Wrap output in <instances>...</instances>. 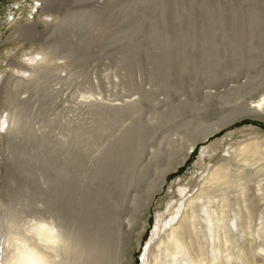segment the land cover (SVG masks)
<instances>
[{"label":"rangeland","instance_id":"rangeland-1","mask_svg":"<svg viewBox=\"0 0 264 264\" xmlns=\"http://www.w3.org/2000/svg\"><path fill=\"white\" fill-rule=\"evenodd\" d=\"M263 4L264 0H67L64 3H55L53 6L44 3V7L38 8V12H35L32 6L36 5L34 0H0V39L6 40L18 26L27 22L37 23L40 33L32 39L33 42L28 43L25 50L37 47L48 55L47 60L50 65L48 69L44 68L42 72L36 74L33 79L21 83L19 88L17 87L19 92L14 89L8 79L6 75L8 73H5L0 80V103H4L12 113L15 123L13 131L17 135H15L16 137L11 136L10 146L7 145L8 152L10 156L12 155L11 158H15L14 161L19 169L16 173H23L20 177L29 182L23 198L16 204V209L19 207L17 210L23 218L19 222L13 223L11 211L14 204L4 201L5 212L2 211V214H5L3 215L4 221L8 222L6 219H9V222L12 223L11 227L14 224L17 228V225H24L32 218L47 220L50 217V214L46 212V208L49 209L47 200L52 198L51 194L55 193L51 200L55 202L56 213L51 216L55 222L59 223L58 225L62 226L63 218L57 220L56 202L59 186L56 184L61 181L63 183L61 186L64 189L66 181L72 191L69 199L70 225L73 231L72 242L81 246L84 244L81 249H85L87 252L85 256L89 258L88 264L94 262L95 260L92 259L98 258L99 254L102 255V251L104 255L109 253V256H114L107 264H119L120 261H116L115 258L118 253V258L121 255V249L126 241L125 234L127 235L130 229L131 231L134 229L135 231L132 233L135 239L138 230H140V224L144 221H147L149 226L142 242H148L156 222V213L161 211L165 216L170 213L164 210V205L169 200L167 198L169 192L173 194L172 196L178 195L181 185H193L200 181V176L206 168L221 163L223 157H229L228 150L233 143L245 141V139L251 140L258 134H264V121L245 118L236 122L235 125L225 128L222 130L223 132L217 133L209 141L198 144L191 152L188 162L181 166L177 172L169 174L164 191L156 197V200L159 198L163 200V206H155L147 211L140 222L136 223V216L140 212L138 209L144 203L148 185L152 184L156 177L153 167L159 168L158 163L161 160L165 164L168 163L167 160L169 161L172 156L174 157L171 158V161L176 160L178 152L174 153V151L180 150V146L182 142L183 144L184 141L186 142V138L188 140L191 136H197V132L200 131L199 134H201L202 131H205V125H208L209 122L207 128L221 119L224 120L226 116L228 117L235 111L248 108L252 102L264 95ZM45 7L46 12L43 11ZM44 13L51 15L50 21L43 20ZM9 15L13 17L14 22L12 23H16L12 27V23L7 20ZM5 50L8 49H0V62L7 58L4 55ZM17 51L19 50L15 49L14 52ZM19 93H26L27 96L17 100ZM87 93L89 96L94 95L96 101L89 100V104H87L88 100L84 102L85 99L82 96L87 95L88 97ZM212 93H214L213 96ZM99 96L101 97L99 98ZM97 97L104 100L100 101ZM131 99L134 102L130 101ZM121 102L122 104L119 106ZM244 104L248 106L245 107ZM210 118L213 120L209 121ZM202 126L205 127L201 128ZM189 131L191 136L187 135L190 133ZM80 133L81 136H79ZM136 136L138 137L136 138ZM222 140L225 142H222L220 148H216V153L204 154L211 143L220 144ZM132 143L141 149L132 146ZM140 145L144 147L143 151ZM131 147L133 148L131 149ZM134 148L135 152L139 150L138 153L135 154L132 151ZM162 151L164 152L162 153ZM140 152L144 154L140 156ZM48 157L50 158L48 159ZM163 158L167 159L164 161ZM156 161L158 162L155 163ZM132 163L134 164L132 165ZM232 163L235 166L243 165V163L236 164L234 161ZM257 164L262 165L264 161H259ZM257 164L246 165L245 169L241 170L243 172L247 170L243 177V183L249 181L248 186L250 184L254 186L260 180H263L262 184L264 185V170H262V175L257 174L254 177L250 174L252 173L250 171L257 169ZM76 165H78L77 168H75ZM240 165L233 169L239 170ZM50 167H53V170ZM56 169L57 173H55ZM76 169L78 170L76 171ZM125 171L127 172L125 173ZM151 171H153L154 178ZM66 172H69L68 176ZM50 173H54V175L50 176ZM26 176L27 178H25ZM44 177L46 181H49L46 182ZM232 180L236 181V179ZM237 184L234 185L235 189ZM240 185L239 183L238 189ZM72 186L73 190H71ZM52 187L53 189H51ZM42 200L45 202L43 203ZM114 204L116 205L114 206ZM5 208L8 210L10 208V210L7 212ZM233 208L235 210H232ZM233 208H229L232 216L234 213L241 212V210L236 211L240 208L238 205ZM44 209L45 212H43ZM197 211L199 216L193 225L196 223L198 226L202 225V229L208 230L206 232L208 235L205 234V230H202L200 234L204 232V238L203 234H198L200 227L192 226L193 230L197 228V235L200 236L197 237L199 240L195 243L197 245L195 252L198 255L202 247L200 254L204 250L205 256L213 255V258L215 253H211L206 248L211 241L214 242L213 237L209 234H212L209 229L210 223L206 222L208 216L204 215L205 213L200 209ZM226 211L229 210L226 208L225 213ZM200 215L205 216V219L200 218ZM230 216L229 219H231ZM254 216L258 219L256 220V217L254 219ZM258 216V213L251 216L256 225L248 216L239 220L240 222L245 220L243 223L241 222V228L239 227L244 232L240 229L239 235L233 232V235L235 234L238 238L235 235V237L232 236L233 244L234 242L237 244L244 242L243 237H246L244 234L252 232L250 234L254 236V228L256 229L260 218ZM114 217L118 220L115 218L113 221ZM129 220L130 223L127 222ZM204 221L206 224L204 223L203 226ZM227 224L228 228L232 227L231 220ZM117 225L118 228H116ZM135 225L138 226L137 229ZM106 226L109 228L107 229ZM110 227L119 229V231L111 230ZM207 227L208 229H206ZM99 230L105 231L102 233ZM108 231L109 234L106 236ZM117 234L120 237L123 235V238ZM87 236L93 238L87 239ZM118 237L121 239L120 241H118ZM201 237L206 240L203 241L202 238L201 241ZM247 237L251 236L247 235ZM199 243L203 244L206 250L203 249V245L199 246ZM213 245L215 244L212 243ZM118 247L121 249L119 250ZM238 251L237 248V253H239ZM132 252V264H141L144 251H139L135 242ZM194 256L192 255V257ZM98 262H100L99 259L91 264H99ZM245 262L249 261L245 260ZM245 262L244 259L238 258L234 260L233 264H247ZM75 264L77 263L75 262ZM248 264L254 263L249 262ZM255 264H264V257Z\"/></svg>","mask_w":264,"mask_h":264},{"label":"bare ground","instance_id":"bare-ground-1","mask_svg":"<svg viewBox=\"0 0 264 264\" xmlns=\"http://www.w3.org/2000/svg\"><path fill=\"white\" fill-rule=\"evenodd\" d=\"M67 0H34V2L36 3V5H32L34 7L35 12H38V8L40 7H44V3L45 5H49V6H53L55 5V3H64ZM169 1V0H168ZM169 3V2H168ZM184 3V2H183ZM253 3H256L253 1ZM261 3V2H260ZM264 5V4H263ZM260 8V7H259ZM46 7L43 9L44 12H46ZM264 9V8H262ZM264 11V10H262ZM258 15V13H256ZM45 16H49L51 17L50 14H46L44 13ZM44 16V17H45ZM43 17V20H45ZM257 17V16H256ZM255 17V18H256ZM259 18V17H258ZM262 19V18H261ZM255 20V19H254ZM259 21V20H258ZM45 22V21H44ZM48 22V21H47ZM261 22V21H260ZM263 22V21H262ZM261 22V23H262ZM46 23V22H45ZM254 23V22H253ZM16 23H12L11 27L13 25H15ZM44 24V23H43ZM256 24V23H255ZM262 25V24H261ZM255 26V25H254ZM257 26V24H256ZM264 26V25H263ZM258 27V26H257ZM261 29V28H260ZM259 30V29H258ZM264 31V27L262 29ZM38 33H40V31H38L37 28V23L34 22H27L26 24H23L21 26H18V28L16 30H14L6 40H1L0 39V49L2 48H6L8 50H5L6 52L4 53L5 57H7L6 59L2 60L0 62V80L4 77L5 73L8 76V79L11 81V83L14 86V89L16 91H18L17 87L21 84V83H25L28 82L29 80L33 79L36 74H39V72H42L43 69L45 68H49L48 66V60H47V56L43 51L39 50L37 47H32L29 50H25V48L27 47L28 43L30 41H32L33 38H36V36L38 35ZM254 33V32H253ZM259 33V32H258ZM261 34V33H260ZM40 36V35H39ZM247 36V35H246ZM251 36V35H250ZM44 37V36H43ZM240 37V36H238ZM257 37V36H256ZM41 38V36H40ZM246 38V37H245ZM260 38V37H259ZM43 39V38H42ZM234 39V36H233ZM238 39V38H237ZM251 39V38H250ZM257 39V38H256ZM38 40V39H37ZM241 41V39H239ZM246 40V39H244ZM252 40V39H251ZM259 40V39H258ZM42 41V40H41ZM46 41V40H45ZM248 41V39H247ZM33 42V41H32ZM235 42V41H234ZM249 42V41H248ZM255 42V41H254ZM260 42V41H259ZM236 44H238L236 42ZM254 44V43H253ZM258 44V43H257ZM256 45V44H255ZM250 48V46H249ZM253 48V46H252ZM255 48V47H254ZM10 49V51H9ZM15 49H18L19 51L14 52ZM258 49V48H257ZM252 50V49H251ZM137 51V50H136ZM263 52V51H262ZM166 53V52H165ZM169 53V52H168ZM23 56H29L30 58H32L35 61L34 66L29 67L28 65L24 64L21 62V58ZM37 57H39V59H37ZM50 58V57H49ZM51 61V60H49ZM80 61V60H79ZM52 66V65H51ZM17 70H22L25 72L30 73L31 75L28 76L27 78L19 76L16 74ZM52 71V70H51ZM63 71V70H62ZM45 73V72H44ZM210 73V72H209ZM43 75V74H40ZM166 76V75H165ZM213 76V75H212ZM44 77V76H43ZM49 77V76H48ZM9 81V82H10ZM65 81V80H64ZM209 82V81H208ZM27 84V83H26ZM172 84V83H171ZM86 85V84H85ZM34 86V85H33ZM1 87V86H0ZM42 87V86H41ZM89 87V86H88ZM19 88V87H18ZM24 89V88H23ZM91 90V89H90ZM11 91V90H10ZM36 91V89H35ZM19 92V91H18ZM26 92V91H25ZM29 93V92H28ZM33 93V92H32ZM85 93V92H84ZM31 94V93H30ZM35 94V93H34ZM38 94V93H37ZM88 94V93H87ZM92 94V93H91ZM211 94V93H210ZM214 93H212L213 96ZM244 94V93H243ZM33 95V94H32ZM68 95V94H67ZM96 95V94H95ZM3 96V95H2ZM24 96L26 97V93H19L18 97L19 99L17 100H21L22 98H24ZM31 96V95H30ZM66 96V95H65ZM93 98L92 100L89 99L91 97ZM83 95L82 97L85 99L84 102L86 100H88L89 104V100L92 101H96V97H93L94 95ZM221 96V95H220ZM81 97V98H82ZM101 96H99L100 98ZM219 97V96H218ZM231 97V96H230ZM30 98V97H29ZM95 98V99H94ZM102 98H104V96H102ZM222 98V96H221ZM220 98V99H221ZM98 99V97H97ZM81 100V99H80ZM83 100V99H82ZM100 101H103L102 99H98ZM97 100V103H98ZM136 100V99H135ZM113 101V100H112ZM111 101V102H112ZM120 101V100H119ZM132 101V99L130 100ZM217 101V100H216ZM215 101V102H216ZM83 102V103H84ZM118 102V100H117ZM129 102V101H128ZM134 102V101H132ZM96 103V102H95ZM106 103V102H105ZM104 103V104H105ZM110 103V102H107ZM125 103V102H123ZM151 103V102H150ZM212 103V102H211ZM251 103V102H250ZM250 103H247L248 105ZM80 104V103H79ZM86 104V103H84ZM122 104V102L119 104V106ZM126 104L128 105V103L126 102ZM135 104V103H134ZM213 104V103H212ZM215 104V103H214ZM219 104V103H218ZM246 104V103H245ZM244 104V105H245ZM92 105V104H91ZM95 105V104H94ZM100 105V104H99ZM113 105V104H112ZM114 105H118V104H114ZM124 105V104H123ZM122 105V106H123ZM137 105V103H136ZM248 105H245L248 106ZM66 106V105H64ZM118 106V107H119ZM125 106V105H124ZM134 106V105H133ZM139 106V105H138ZM212 106V105H211ZM96 107V106H95ZM107 107V106H106ZM113 107V106H112ZM111 107V108H112ZM127 107V106H126ZM218 107V105H217ZM244 107V106H243ZM89 108V107H88ZM98 108V106H97ZM134 108V107H132ZM136 108V106H135ZM138 108V107H137ZM219 108V107H218ZM234 108V107H233ZM121 109V108H120ZM123 109V108H122ZM131 109V106H130ZM95 110V109H94ZM97 110V109H96ZM102 110V109H101ZM113 110V109H112ZM115 110V109H114ZM118 110V109H117ZM116 110V111H117ZM222 110V109H221ZM111 111V110H110ZM109 111V112H110ZM130 111V110H129ZM214 111V110H213ZM216 111V110H215ZM234 111V110H233ZM93 112V111H92ZM115 112V111H114ZM113 112V113H114ZM133 112V111H132ZM105 113V112H104ZM103 113V114H104ZM108 113V111H107ZM107 113H105V115H107ZM112 113V114H113ZM119 113V112H118ZM123 113V112H122ZM128 113V112H127ZM131 113V112H130ZM137 113V112H136ZM217 113V112H216ZM222 113V112H221ZM232 113V112H231ZM110 114V113H109ZM117 114V113H116ZM213 114V113H212ZM220 114V113H219ZM14 115V114H13ZM115 115V114H114ZM121 115V114H120ZM215 115V113L213 114ZM100 116V115H99ZM109 116V115H108ZM219 116V115H218ZM221 116V115H220ZM14 117V116H13ZM16 117V116H15ZM127 117V115H126ZM131 117V116H130ZM105 118V116H104ZM128 118V117H127ZM245 118H256L259 121L262 120L264 121V95L260 96L259 99H257L256 101L252 102L248 108L244 109V110H238L235 111L234 113L228 115V117L226 116V118L224 120H220L219 122L213 123L211 126H209V128H207V126L209 125H205L206 126V130L202 131L201 134H199V129L197 132V136H191V132L190 133H184L187 135H190L189 139L187 140L186 138V142L184 141V144L182 142V145L180 146V150L178 149V151H174V153H177L178 157L176 160H172L171 158L174 157L172 156L170 158V160L167 162L168 163H164L159 161L158 163V167L157 169H155L156 166L153 167L154 169V175H156V177L154 178L153 176V171L152 172V176L155 179L153 181V183L151 184L149 181L148 183H150V185H148V189L146 192V195L144 196V203L142 204V206L140 207V209H138L140 212L139 214L136 216V223L140 222V219H142V217L144 216V214L147 211H150L151 209H153L155 206L159 207V206H163V200L162 199H157L156 197L162 194V192L164 191L166 185H167V181H168V176L169 174H171L172 172H177V170L183 166L186 162H188V159L190 157L191 152L194 150V148L203 142L209 141L214 135H216L217 133L219 134L222 130H224L225 128H228L229 126H232L233 124L235 125V123L240 122L241 120L245 119ZM92 119V118H91ZM212 118H210L209 121H211ZM14 119H12V113L9 111L8 107H6L4 105V103H0V128L4 129L3 131H0V251H1V258H0V264H15L16 261H21L23 262V264H26L27 260L29 258H37L41 261L44 262V264H75V262L77 264H86L87 262H89V258H87L88 256H85V249H81V245H77L76 242H72V238H73V231H72V226L70 225L71 223V219H70V212H71V206L69 204V199H70V185L69 183H67L65 181V185H64V189L62 188V182L59 181L57 182L56 186H59L58 188V200L56 202V211L58 214V218L57 220H60L59 218H63L64 224L62 226L58 225L59 223L54 221V218L51 216L55 215V208H54V204L55 202L53 200H51L54 196V194H51V197L49 200H47V203L49 205V209L46 208V212H48L50 214V217L47 218V220H43V219H30L26 224L24 223L21 224L20 226L17 225V228H15V225L13 224V227H11L12 223L9 222V219H6V221L8 220V222L4 221V217L2 214V211H4V201H7L8 204L9 202H11L12 204H14V206L12 207V217H13V223L19 222L21 220V218H23L21 216V213L16 209V204L19 203L20 199L23 198L24 193L26 192L29 182H26L25 180H23V178H21V174L23 175V173L17 172L18 166H16V161H14L13 158H11L9 151V148H7L9 145L10 140L12 139V137H16L17 135L15 134L16 132L13 131L14 129V125L15 123L13 122ZM213 120V119H212ZM99 121V120H98ZM215 121V119H214ZM101 122V121H100ZM206 122V121H205ZM100 124V123H99ZM138 124V123H137ZM18 125V124H17ZM141 125V124H140ZM21 126V125H20ZM204 126V127H205ZM86 127V126H85ZM100 127V126H99ZM203 126L201 128H204ZM83 128V126H82ZM129 128V127H127ZM133 128V127H132ZM199 128V127H198ZM200 128V129H201ZM80 129V128H79ZM253 129V128H252ZM84 130V128H83ZM126 130V129H125ZM255 130V129H254ZM72 131V130H71ZM88 131V130H87ZM193 131V129H192ZM76 132V130H75ZM79 132V131H78ZM86 132V131H85ZM83 132L84 134H87ZM130 132V131H129ZM195 132V131H194ZM223 132V131H222ZM136 135V133H134ZM16 135V136H15ZM82 134L80 133L79 136H81ZM186 135V136H187ZM194 135H196L194 133ZM231 135V134H230ZM12 136V137H11ZM71 136V135H70ZM87 136V135H86ZM85 136V137H86ZM141 136V135H140ZM254 136V135H253ZM75 137V136H74ZM84 137V139H85ZM93 137V136H91ZM138 136H136L137 138ZM167 137V136H166ZM228 137V135H227ZM256 137V135H255ZM67 138V137H66ZM64 138V139H66ZM90 138V137H89ZM122 138V137H121ZM142 138V136H141ZM146 138V137H145ZM180 138V137H179ZM80 139V138H79ZM78 139V140H79ZM124 139V138H123ZM132 139V138H131ZM139 139V138H138ZM156 139V138H155ZM182 139V138H181ZM184 139V138H183ZM229 139V138H228ZM160 140V139H159ZM180 140V139H179ZM32 141V140H31ZM64 141V140H63ZM77 141V140H76ZM116 141V140H115ZM128 141V140H127ZM30 142V141H29ZM45 142V141H44ZM81 142V141H80ZM84 142V141H83ZM90 142V141H89ZM123 142V141H122ZM225 141H219L220 144H217V142L211 143V145L209 147H207V151L204 153H216L217 149L216 148H220L219 146H221ZM104 143V142H103ZM126 143V142H125ZM128 143V142H127ZM135 143V142H134ZM134 143H132V146ZM179 143V141H178ZM21 144V143H20ZM29 144V143H28ZM98 144V143H97ZM108 144V143H107ZM137 144V141H136ZM158 144V143H157ZM217 146H216V145ZM25 145V144H24ZM126 145V144H125ZM144 145V144H143ZM164 145V144H163ZM215 145V146H214ZM10 146V145H9ZM12 146V145H11ZM67 146V145H66ZM64 146V147H66ZM115 146V145H114ZM141 146V145H140ZM148 146V145H147ZM160 146V145H159ZM162 146V145H161ZM168 146V145H167ZM18 147V146H17ZM35 147V146H34ZM122 147V146H121ZM130 147V146H129ZM136 148L138 147L139 149H141L139 146H135ZM142 147V146H141ZM153 147V146H152ZM41 148V147H40ZM133 147H131L132 149ZM137 148V149H138ZM165 148V147H164ZM177 148V147H176ZM19 149V148H18ZM22 149V148H21ZM39 150V148H37ZM36 149V150H37ZM120 149V148H119ZM126 149V147H125ZM130 149V150H131ZM161 149V148H160ZM175 149V148H174ZM68 150V149H67ZM144 150V147H142V151ZM150 150V149H149ZM165 150V149H164ZM219 150V149H218ZM29 151V150H28ZM32 151V150H31ZM34 151V150H33ZM45 151V150H44ZM52 151V150H51ZM60 151V150H59ZM58 151V152H59ZM66 151V150H64ZM98 151V150H97ZM107 151V150H106ZM135 152V148L134 150H132ZM138 153L139 150H136ZM141 151V150H140ZM148 151V150H147ZM221 151V150H219ZM63 152V151H62ZM79 152V151H78ZM77 152V153H78ZM123 152V151H122ZM121 152V153H122ZM154 152V150H153ZM152 152V153H153ZM164 151H162L163 153ZM39 153V152H37ZM74 153V152H73ZM146 153V152H145ZM151 153V152H150ZM159 153V152H158ZM167 153V152H166ZM165 153V155H166ZM12 154V153H11ZM25 154V153H24ZM64 154H67V152H64ZM113 154V153H112ZM117 154V153H116ZM124 154V153H123ZM128 154V153H127ZM141 154L143 155L144 153H139V155L141 156ZM228 154L229 157H223L222 162L215 164L216 166H213L211 168H206V170H204L203 174L200 176L201 180L196 182L195 184L191 185V184H183L179 187L178 190V195H174L172 193H168L167 198H169V200L167 201V203L164 205L165 208L164 210H166L168 213V216H165L163 212L158 211L156 213V222L154 225V229L152 230V234H151V238L148 242L143 243V238L146 235V233L148 232V222L144 221L143 223L140 224V230H138L135 239L133 238V231H135L133 229V231L127 233V235L125 234V242L123 245V248L121 249V255L118 258L117 256L119 255V253L116 255L115 260L116 261H120L119 264H132L133 258H132V248H133V243L135 242L136 244V248L140 251H144V254L142 255V260H141V264H233L235 259L241 258L245 260H248L249 262L252 263H256L262 260V256H259L257 254L258 249L260 248H264V185L262 184L263 180H260L257 182V184H255L254 186H252L250 184V186H248V182L247 183H243L244 179V174H246L245 172L241 171L244 167H246V165H255L257 163H259V161H264V134H258V136L254 139H245V141H241V142H236L233 143L231 145L230 150H228ZM20 155V154H19ZM22 155V154H21ZM36 155V154H35ZM62 155V154H61ZM60 155V156H61ZM82 155V154H81ZM86 155V154H85ZM84 155V156H85ZM100 155V154H99ZM125 155V154H124ZM134 155V154H132ZM138 155V154H137ZM149 155V153H148ZM169 155V154H168ZM210 155V154H209ZM218 155V154H217ZM51 156V155H50ZM59 156V157H60ZM123 156V155H122ZM127 156V155H125ZM160 156V155H159ZM161 156H163V154H161ZM58 157V158H59ZM164 157V156H163ZM210 157V156H209ZM18 158V157H17ZM50 157H48L49 159ZM71 158V156H70ZM73 158V157H72ZM107 158V157H106ZM105 158V160H106ZM110 158V157H109ZM124 158V157H123ZM136 158V157H134ZM139 157H137L136 159H138ZM141 158V157H140ZM161 158V157H160ZM218 158V157H217ZM19 159V158H18ZM34 159V158H33ZM62 159V158H61ZM113 159V157H112ZM119 159V158H118ZM129 159V158H128ZM142 159V158H141ZM155 159V158H154ZM159 159V158H158ZM167 159V158H166ZM165 159V160H166ZM173 159V158H172ZM208 159V158H207ZM210 159V158H209ZM208 159V160H209ZM66 160V159H64ZM74 160V159H73ZM79 160V159H78ZM103 160V159H102ZM135 160V159H134ZM164 160V158H163ZM164 160V161H165ZM25 161V160H24ZM32 161V160H31ZM44 161V160H43ZM62 161V160H61ZM69 161V160H68ZM139 161V160H137ZM212 161V160H211ZM210 161V162H211ZM220 161V160H219ZM232 161H234V163H243V165L239 166V170L235 171L233 168H236V166L238 165H234L232 163ZM42 162V161H41ZM67 162V160H66ZM71 162V161H70ZM131 163V161H129ZM158 161H156L155 163H157ZM204 162V161H203ZM28 163V162H27ZM117 163V162H116ZM148 163V162H147ZM146 163V164H147ZM160 163H164L163 166ZM32 164V163H31ZM64 164V163H63ZM134 163H132L133 165ZM138 164V163H137ZM136 164V165H137ZM145 164V167H147V165ZM150 164H152L150 162ZM21 165V164H20ZM35 165V163H34ZM97 165V164H96ZM149 165V164H148ZM245 165V166H244ZM258 167L257 169L250 171L252 173L251 176L253 175L254 177L257 176V174H261L262 175V170H264V164L259 165L257 164ZM26 166V165H25ZM42 166V165H41ZM78 165H76L75 168H77ZM209 166V165H208ZM24 167V165H23ZM39 167V166H36ZM57 167V166H56ZM61 167V166H60ZM84 167V166H83ZM44 168V165H43ZM51 168V167H50ZM49 168V169H50ZM72 168V169H75ZM39 169V168H37ZM55 169V168H54ZM59 169V167H58ZM62 169V168H61ZM87 169V168H86ZM238 169V168H237ZM245 169V168H244ZM247 169V168H246ZM19 170V169H18ZM28 170V169H26ZM45 170V169H44ZM51 170H53V167L51 168ZM63 170V169H62ZM78 169H76L77 171ZM157 170V173H156ZM251 170V169H250ZM38 171V170H37ZM57 173V169L55 170ZM60 171V169H59ZM69 171V170H68ZM241 171V172H240ZM255 171V174H253V172ZM43 172V170H42ZM46 172V171H44ZM64 172V171H63ZM62 172V173H63ZM80 172V170H79ZM127 171H125L126 173ZM139 172V170H138ZM137 172V173H138ZM27 173V172H26ZM29 173V172H28ZM35 173V172H34ZM69 172H66V175ZM75 173V172H74ZM81 173V172H80ZM132 173V172H131ZM135 173V172H134ZM133 173V174H134ZM156 173V174H155ZM36 174V173H35ZM48 174V172H47ZM83 174V173H82ZM128 174V173H127ZM30 175V174H29ZM28 175V176H29ZM39 175V174H38ZM54 173H50V176H53ZM63 175V174H62ZM96 175V174H95ZM126 175V174H124ZM34 176V175H33ZM44 176V175H43ZM49 176V177H50ZM68 176V175H67ZM131 176V175H130ZM138 177V176H136ZM149 177V176H147ZM27 178V176L25 177ZM45 178V177H44ZM57 178V175H56ZM67 178V177H66ZM146 179V177H144ZM31 179V178H30ZM50 179V178H49ZM131 179V177H130ZM148 179V178H147ZM150 179V177H149ZM152 179V178H151ZM232 179H236V181H233ZM248 179V178H247ZM261 179V178H260ZM42 180V179H41ZM48 180V179H47ZM93 180V179H92ZM35 181V180H33ZM46 181V178H45ZM49 181V180H48ZM46 181V182H48ZM91 181V180H90ZM89 181V182H90ZM109 181V180H108ZM111 181V180H110ZM255 181V180H253ZM257 181V180H256ZM32 182V181H31ZM45 182V183H46ZM73 182V181H72ZM33 183V182H32ZM62 183V184H61ZM108 183V182H107ZM106 183V184H107ZM128 183V182H127ZM240 183V188L238 189V184ZM86 184V183H85ZM105 184V183H104ZM237 184V187L235 189L234 185ZM253 184V183H252ZM73 185V183H72ZM127 185V184H126ZM125 186V185H124ZM31 187V186H30ZM73 187V186H72ZM82 187V185H81ZM234 187V190L231 192L232 188ZM94 188V187H92ZM32 189V188H31ZM38 189V188H37ZM53 189V187L51 188ZM74 187L71 189L73 190ZM65 190V191H64ZM34 191V189H33ZM85 191V189H84ZM126 191V189H125ZM230 191V192H228ZM52 192V190H51ZM75 192V191H74ZM87 192V191H86ZM139 192V191H138ZM140 193V192H139ZM126 194V193H125ZM167 194V192H166ZM73 195V194H72ZM103 195V194H102ZM101 196V195H100ZM72 197V196H71ZM80 197V196H78ZM86 197V196H85ZM166 198V199H167ZM113 199V198H112ZM164 199V198H163ZM73 200V199H72ZM94 200V199H93ZM177 200V201H174ZM28 201V200H27ZM165 201V199H164ZM174 201V204L172 203ZM42 202L44 203L45 201L42 200ZM84 202V201H83ZM88 202V201H87ZM92 203V202H91ZM6 204V203H5ZM28 205V204H27ZM31 205V204H30ZM116 204H114L115 206ZM153 205V206H152ZM231 205V207H230ZM233 205V206H232ZM240 207L238 210L236 211H240L241 210V214L239 213H234V216H232V214L230 213V209L229 208H233L234 206ZM9 206V205H7ZM6 206V207H7ZM20 206V205H19ZM15 207V208H14ZM23 207V206H22ZM76 208V206L74 207V209ZM226 208L229 210L228 212L225 210ZM3 209V210H2ZM15 209V211H14ZM26 209V208H25ZM114 209V208H113ZM202 210L203 213H205L204 215L208 216L207 217V223H210V231H212V234H210V236L213 237V241L210 242V238L208 237L209 245L206 246L207 250L210 251L211 253H215L214 257L212 258V256L210 257V255H206L203 253L200 254V250L199 253L197 255V253L195 252V247L197 248V245L195 243H197L196 241H198L199 237L197 235V228L195 230H193L195 227V225H193L195 222H197V218L199 216L198 211L197 210ZM236 209V207H235ZM234 208L232 210H235ZM5 210H7V212L10 210L5 208ZM73 210V209H72ZM137 210V212H138ZM114 211V210H113ZM43 212H45V209L43 210ZM75 212V211H74ZM115 212H117V210H115ZM201 212V211H200ZM234 212V211H233ZM23 213V212H22ZM256 213L259 214L260 218L259 221L257 223L256 229L254 228V236H252V232L247 233L246 235L244 234L243 237V241L241 244H237V242H234L233 244V237L236 233L237 235H239L240 232V228H241V222L239 221L240 219H244L247 218V216L250 218L253 215H256ZM27 214V213H26ZM30 214V213H29ZM114 214V213H113ZM231 214V219H229V216ZM23 215V214H22ZM32 215V214H31ZM115 215H117L115 213ZM250 215V216H249ZM7 216V214H6ZM26 216V215H25ZM201 216V215H200ZM258 216V217H259ZM204 218L205 216H201L200 218ZM256 216H254L253 218L255 219ZM7 218V217H6ZM27 218V216H26ZM116 217H114L113 221L115 220ZM252 218V217H251ZM252 218V220L254 221V219ZM25 219V217H24ZM28 219V218H27ZM117 219V218H116ZM144 219V218H143ZM258 218L256 217V220ZM118 220V219H117ZM135 220V219H134ZM199 220V219H198ZM231 220L232 222V227L228 228V224L227 222ZM247 220V219H246ZM251 220V219H250ZM251 220V221H252ZM96 221V220H95ZM122 221V220H121ZM120 221V222H121ZM200 221V220H199ZM203 222V226L204 223ZM245 221V220H244ZM243 221V222H244ZM105 222V221H104ZM112 223V221H110ZM116 222V221H115ZM114 222V223H115ZM119 222V223H120ZM127 222H131L130 220ZM202 222V221H201ZM242 222V223H243ZM248 222V221H247ZM246 222V223H247ZM255 222V221H254ZM22 223V222H21ZM113 223V224H114ZM253 223V222H252ZM18 224V223H17ZM20 224V223H19ZM80 224V223H79ZM110 224V223H109ZM122 224V223H121ZM199 224V222H198ZM206 224V223H205ZM249 224V223H248ZM251 224V223H250ZM249 224V225H250ZM76 225V224H75ZM78 225V224H77ZM105 225V223H104ZM112 225V224H111ZM116 225V224H115ZM139 225V224H138ZM230 225V224H229ZM240 225V226H239ZM256 225V222L255 224ZM124 226V225H122ZM127 226V225H126ZM198 228V234H200V232L202 230V225L198 226L196 225ZM208 226V224H207ZM120 227V226H119ZM131 227V226H130ZM133 227V226H132ZM136 229H137V225H135ZM240 227V228H239ZM12 228V230H11ZM55 228L56 230V239H58L60 241L59 244L57 245H52L51 243H49V241L51 239H53L52 236V229ZM91 228V227H90ZM105 228V227H104ZM102 228V229H104ZM106 228L108 229L109 226ZM112 227H110L111 229ZM118 228V225L117 227ZM115 228V229H116ZM134 228V227H133ZM205 228V227H204ZM243 228V227H242ZM246 228V226H245ZM249 227L247 226V229ZM101 229V228H100ZM115 229H111V230H115ZM128 229V228H127ZM201 229V230H200ZM208 229V227L206 228ZM240 229V230H239ZM251 229V227H250ZM80 230V227H79ZM90 230V229H89ZM119 231V229H116ZM246 230V229H245ZM253 230V229H252ZM7 231V232H6ZM101 231V230H99ZM103 231V230H102ZM101 231V232H102ZM105 231V230H104ZM103 231V232H104ZM122 231V229H121ZM239 231V232H238ZM242 232L243 229L241 230ZM94 232V231H93ZM102 232V233H103ZM125 232V231H123ZM208 230H205V234L208 235ZM233 232L235 233L233 235ZM75 233V232H74ZM88 233H90V231H88ZM101 233V235H102ZM117 233V232H116ZM115 233V234H116ZM232 233V234H231ZM108 233H106V236ZM119 234V232H118ZM117 234V236H119ZM123 234V233H122ZM149 234V233H148ZM203 234V235H202ZM99 235V234H97ZM105 235V234H104ZM103 235V237H104ZM200 235H202L204 237V232H202ZM247 235L251 236V237H247ZM114 236V235H113ZM116 236V235H115ZM123 236V235H122ZM120 238H123V237ZM236 236V235H235ZM234 236V237H235ZM87 236V239L93 238V237H89ZM102 237V236H100ZM102 237V238H103ZM109 237V235H108ZM112 237V236H111ZM118 237V241H120L121 239ZM149 237V236H148ZM198 237V238H197ZM201 237V241L202 238ZM239 237V236H238ZM77 238V237H76ZM110 238V237H109ZM114 238V237H113ZM112 238V239H113ZM127 238V239H126ZM147 238V237H146ZM205 238V237H204ZM203 238V241L206 240ZM237 238V236H236ZM234 238V239H236ZM246 238V239H245ZM238 239V238H237ZM108 240V239H107ZM111 240V239H110ZM207 240V242H208ZM240 240V239H239ZM238 240V243H239ZM85 241V240H84ZM88 241V240H86ZM94 241V240H93ZM99 241V240H98ZM109 241V240H108ZM200 241V243H202ZM242 241V240H241ZM79 242V241H78ZM90 242V241H89ZM117 242V241H116ZM133 242V243H132ZM111 243L112 240H111ZM199 243V244H200ZM212 243L215 244L212 246ZM121 244V243H120ZM198 244V245H199ZM206 244V243H205ZM89 245V244H88ZM87 245V246H88ZM111 245V244H109ZM203 245V244H202ZM201 244L199 246H202ZM240 245V246H239ZM198 246V249H199ZM102 247V246H101ZM143 247V248H142ZM204 247V245H203ZM240 247V248H239ZM86 248V247H84ZM100 248V247H99ZM106 248V247H105ZM206 248L204 247L203 249L206 250ZM237 248L239 249V253H237ZM113 249V248H112ZM115 249V248H114ZM119 249V247H118ZM119 249V250H120ZM90 250V249H89ZM96 250V249H95ZM194 250V251H193ZM236 250V251H235ZM193 251V252H192ZM94 252V251H93ZM132 252V253H131ZM131 253V255H130ZM194 253V254H191ZM207 253V252H206ZM93 254V253H92ZM99 254V253H98ZM97 254V255H98ZM115 255V253H114ZM192 255L194 257H192ZM84 256V257H83ZM90 256V255H89ZM114 257L109 256V253H106V255H104L103 251H102V255L99 254L98 258L100 260V262H98L99 264H107V262H110L111 258ZM188 257V258H187ZM92 258V257H91ZM90 258V259H91ZM96 258H93L92 260H95L94 262L97 261ZM114 260V263H115ZM190 260V262H189ZM113 261V259H112ZM111 261V262H112ZM180 261H182L180 263ZM93 261L91 263H94ZM248 262V263H249ZM90 263V264H91ZM118 263V262H117ZM237 263V262H236ZM235 263V264H236ZM243 263V262H242ZM247 263V262H245ZM247 263V264H248ZM88 264V263H87ZM112 264V263H111ZM116 264V263H115ZM239 264V263H238Z\"/></svg>","mask_w":264,"mask_h":264},{"label":"clouds","instance_id":"clouds-1","mask_svg":"<svg viewBox=\"0 0 264 264\" xmlns=\"http://www.w3.org/2000/svg\"><path fill=\"white\" fill-rule=\"evenodd\" d=\"M44 19H45L46 21H50V20H51V17H49V16H45ZM7 20H8L9 23L14 22V21H13V17H12V15H9V16L7 17ZM21 62L24 63V64H26V65H28L29 67H32V66H34V64H35V61H34L32 58H30L29 56H23V57L21 58ZM16 74L19 75V76L25 77V78H27L28 76L31 75L30 73L25 72V71H22V70H17V71H16ZM3 130H4V129H2V130H0V131H3ZM52 236H53V239H51V240L49 241V243H51L52 245H57V244H59L60 241H59L58 239L55 238V237H56V230H55V228L52 229ZM257 254H258L259 256L264 257V248H260V249H258ZM15 264H23V262H21V261H16ZM26 264H44V262L41 261V260H39V259H37V258H29V259L27 260Z\"/></svg>","mask_w":264,"mask_h":264},{"label":"snow or ice","instance_id":"snow-or-ice-1","mask_svg":"<svg viewBox=\"0 0 264 264\" xmlns=\"http://www.w3.org/2000/svg\"><path fill=\"white\" fill-rule=\"evenodd\" d=\"M37 59H39V57H37ZM0 130H2V128H0Z\"/></svg>","mask_w":264,"mask_h":264}]
</instances>
